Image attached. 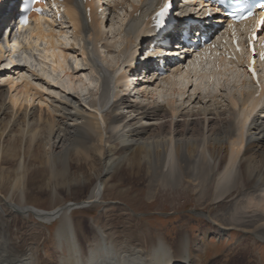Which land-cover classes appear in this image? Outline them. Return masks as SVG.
Here are the masks:
<instances>
[{
  "label": "bare ground",
  "instance_id": "1",
  "mask_svg": "<svg viewBox=\"0 0 264 264\" xmlns=\"http://www.w3.org/2000/svg\"><path fill=\"white\" fill-rule=\"evenodd\" d=\"M5 1L13 0L0 4V29L16 6ZM64 2L58 21L64 32L54 31L52 21H36L26 45L36 51L39 66L66 76L67 86L59 79L49 81L42 68L39 73L13 58L5 66L9 73L0 76L7 86L0 89L1 160H17L21 149L24 154L12 181L0 188V264H259L257 243L264 241V89L253 98L242 75L245 79L235 89L206 93L196 84L215 83L217 74L201 65L161 79H131L124 66L132 44L147 28L150 0ZM87 6L89 15L83 16ZM117 26L115 36L123 48L114 64L104 66L101 49L113 51L107 33ZM73 58L81 63L73 64ZM235 70L240 69L225 67L218 77ZM87 72L95 76V84ZM112 150L118 155L111 179L146 186L151 200L161 187L185 185L195 191L196 206L208 208L205 220H198L200 236L180 225L175 236L167 237L122 202L104 205L85 228L75 211L102 201L104 184L98 176L101 162L112 160ZM28 156L54 179L60 176L65 187L78 170L98 175L73 186L77 195L86 191L83 199L40 209L27 202ZM28 221V226L19 225ZM231 229L238 233L233 249L207 261L202 237Z\"/></svg>",
  "mask_w": 264,
  "mask_h": 264
},
{
  "label": "rangeland",
  "instance_id": "2",
  "mask_svg": "<svg viewBox=\"0 0 264 264\" xmlns=\"http://www.w3.org/2000/svg\"><path fill=\"white\" fill-rule=\"evenodd\" d=\"M103 8H105V6H103ZM31 28L32 26H29L26 29L28 30V34H30ZM117 28L118 26L114 27L113 29L111 28V31H109L110 30L109 29L108 30L109 32L107 31L108 32L107 36L109 37V41L113 45V51L106 52L104 51V49H101L103 53V58H101V63H103L104 66H109L110 64H114L118 59L117 50L123 44V41L120 37L115 36L116 33L115 30ZM70 40L71 42L73 41L72 38H70ZM27 41L29 43L32 41L30 35L23 36L21 44H19L18 47L15 46L16 48L13 50V46L11 47L10 45L9 47L8 44L2 42V38L0 39V46L2 45L1 47L4 48L3 50H5L4 56L1 59L2 61L0 62V76L9 73V71L6 70L5 68L7 67V65L10 64V60L12 58L13 60L17 61L19 59V56H22L21 61L29 65L31 69L35 68L38 72L39 71L41 72L40 68L43 69V67L39 66L36 61L38 55L36 54L35 50H33L35 51L34 53L32 50H29L27 48L26 45ZM78 43L79 41L76 40V44ZM71 61L73 62V64L76 62L81 63V60L79 59L75 61V59L73 58L71 59ZM71 64L69 65L71 66ZM19 69L21 70L23 69L22 72L27 71V69L22 66ZM43 70L49 81L54 78L59 79L58 80L59 83H61V85H64V88L65 86H67L68 78L66 76L64 77L59 70L53 71L51 68L48 67L44 68ZM228 73L230 76H227ZM234 73L237 75V78L234 76ZM227 74L224 77L215 76L216 79H214L215 83L213 81L214 84L213 83L207 84L206 82V83L196 84V87H198L201 90H203V88L208 89L206 90L207 91L206 93H211V92L220 93L223 89H226V93H227L231 89L232 90L235 89L234 85L240 86L241 82L239 81H242L241 78L243 77L241 76L242 74L238 70H235V72L234 71L227 72ZM86 75H87L86 78H88L91 81L92 85L95 84L94 83L96 82L95 76L89 72H87ZM13 77L15 78L16 76L13 75ZM221 78L223 79V81ZM0 86H1L0 89H2L3 91L6 89L7 86L5 83V79H2L0 81ZM193 87L190 88L189 92ZM55 91H58V88ZM2 141L3 139H0V149L3 143ZM116 152L118 151H114V150L110 151L109 157L112 158L111 161L107 163H104V161L101 162V172L99 173L100 175L98 176V180H101L102 184H104L102 201L98 204L96 203L93 205L86 206L82 209H77L75 211V218L81 220L83 226L86 228L87 221L90 218L97 215L101 211V208L104 205L106 204L121 205L120 203L122 202V204L125 203L127 206L131 208L132 214H134L141 220L147 221L151 228L159 229L163 231L167 237L175 236L174 231H176L180 225H183L187 231L191 232L192 235L200 236L201 230L203 228L198 224V220H205V214L206 211H208V208L204 209V211H201V209L196 206L195 191H193L189 186L185 187V185L171 187V188L161 187L156 193V197L153 198V200L155 199L153 201L148 198L146 186L145 187L139 185L133 186V184L124 183L123 181H120L121 177H116L114 178V180L111 179V177L114 175L115 172L112 162L114 161L113 159L116 158L118 155V153ZM23 156H24L23 150L21 149L17 160L23 159ZM17 160L14 161H10L9 159L1 160V153H0V164H1L0 188L5 187V184L11 182L14 175H16V172H18ZM76 161L80 162L81 160L77 158ZM25 166H26V173L24 175V180L28 185V187L26 188L27 202L29 203V205L35 204L40 209H46V210L54 209L58 206H65L66 204L71 205L77 200V198L83 199V197L85 196L84 194H86V191L77 195L73 186L79 183L86 182L88 177H95L96 175H98V173H96L94 170L89 169L85 173L78 170L71 177V183L69 182V185L65 187L61 181L60 176H57L56 177L57 179L56 178L54 179L51 176L50 172L44 166L34 161L32 157L28 156ZM118 183L119 184L123 183V184L119 185ZM176 191L178 192L181 191L182 194H178L176 193ZM113 211H114L113 213H117L118 210L114 209ZM31 219L37 221L33 215H31ZM115 219L117 220V217H115ZM57 221L58 220H56V222H54L53 225L51 226L50 229L51 232L54 231ZM29 223L30 221L26 223L20 222L19 225L21 227H25L28 226L27 224ZM237 235L238 233L236 232V230L231 229L227 233L218 234L214 232V233H209L208 237H202V243L204 244L205 247H208L209 250L206 255V260L211 262L212 260L214 261L216 257L217 258L223 257L225 254L229 253L233 249V246L236 243ZM50 244L51 242L48 243L47 246ZM257 248L259 250V255L262 261L261 262L259 261L260 258L258 254H256L258 258L255 259L256 261H259V264H264L263 240L257 243ZM200 255L203 256V252H200ZM48 257L51 262L53 260V256L49 253ZM249 259L254 260L253 257H250Z\"/></svg>",
  "mask_w": 264,
  "mask_h": 264
},
{
  "label": "snow or ice",
  "instance_id": "3",
  "mask_svg": "<svg viewBox=\"0 0 264 264\" xmlns=\"http://www.w3.org/2000/svg\"><path fill=\"white\" fill-rule=\"evenodd\" d=\"M37 11H39V9H37ZM159 15H160V16H163V15H164V11H161V12L159 13ZM24 23H27V20H26V19L24 20ZM261 23H264V20H262ZM262 58H264V54H262Z\"/></svg>",
  "mask_w": 264,
  "mask_h": 264
}]
</instances>
